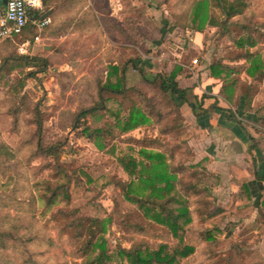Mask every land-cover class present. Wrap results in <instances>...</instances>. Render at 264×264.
Returning <instances> with one entry per match:
<instances>
[{
	"label": "rangeland",
	"instance_id": "obj_1",
	"mask_svg": "<svg viewBox=\"0 0 264 264\" xmlns=\"http://www.w3.org/2000/svg\"><path fill=\"white\" fill-rule=\"evenodd\" d=\"M201 1L146 0L144 4L157 5L156 14L142 12V2L138 0L135 13L130 15L131 23L136 25L130 53L121 49V43L128 40L127 33L117 30L118 35L113 29H106L111 34H107L104 43L90 31L87 38L76 41L73 47L55 44L51 53L39 51L41 45L35 46L36 52L32 51V44L22 46L24 40L31 39L32 33L28 32L0 41V65L8 55L32 53L47 60L43 74L39 73L41 84L33 78L24 80L27 70H39L38 66L11 70L1 67L0 231L5 234L0 241V264H88L96 261L101 245L107 255L105 264H128L118 254L122 247L137 241H144L150 249H157L162 243L170 247L177 243V239L167 235L165 227H150L141 211L122 197L115 183L117 179H127L118 159H127L141 144L138 141L144 139H163L165 150L174 154L170 162L173 168L184 165L189 169L193 165L191 149L181 138L183 128L177 107H169L173 100L162 96L148 80L160 73L167 75L174 67H180L185 76L198 73L205 50L210 54V63L242 67L245 65L242 55L249 51L258 53L264 64V0H206L201 11L208 18L196 41L197 48L188 42V37L194 39L196 35L197 22L193 21L192 13L195 4ZM241 1L246 5L242 14L224 25L212 26V21L225 20L224 6L232 3L236 7ZM31 17L28 25L32 23ZM244 31L250 34L249 40L245 39ZM193 59L197 60L195 64ZM116 61L123 62L126 90L122 94L99 91L108 66ZM234 72L227 80L233 81L229 95L234 103L228 111L236 121L246 119L254 139L264 141V122L256 111L252 112L264 105V75L250 83L243 71ZM130 87L133 90H127ZM196 93L203 94L200 90ZM240 95L249 97L250 103L256 97L255 108L247 105L245 112L237 109ZM187 96L193 100L190 92ZM97 106L101 107L97 112L77 116L82 109ZM133 106L143 114L151 112L153 118L148 117L141 126L123 132L113 113L119 112L122 120ZM160 112L164 115L161 122ZM39 123L43 143L62 141L58 160L37 151ZM171 126L175 130L168 135L160 134V130ZM181 179L187 183L192 175L184 172ZM46 183L66 184L68 200L60 196L49 206L44 197L48 194ZM180 186L186 189L191 214L183 239L195 248L181 264H236L232 260L235 254L240 264H245L238 254L240 221L229 220L236 213L216 206L211 187L206 190L184 183ZM218 209L225 212L221 214ZM129 222L145 225V233L134 232ZM208 228L219 230L214 240L203 239L202 231ZM226 234L224 242L222 236ZM89 239L95 245L85 248Z\"/></svg>",
	"mask_w": 264,
	"mask_h": 264
},
{
	"label": "trees",
	"instance_id": "obj_2",
	"mask_svg": "<svg viewBox=\"0 0 264 264\" xmlns=\"http://www.w3.org/2000/svg\"><path fill=\"white\" fill-rule=\"evenodd\" d=\"M206 4V0H202L198 3V5L195 4L194 11L192 13L193 21L195 20V22H197V25H195L197 33L203 31V25L208 18V16L201 11V6H205ZM245 6V3L242 1L241 4L236 7L232 3L224 6L225 20L221 21V23L212 21V26L224 25L223 23L229 21L232 17L242 14ZM31 24L28 25L27 22L22 34H25L26 32L30 34L32 33L30 37L34 38L36 28L35 25L32 24L33 26H31ZM242 28L247 29L245 26H242ZM244 33L245 39L249 40L250 34L247 31H244ZM242 58L245 59V65L242 67L234 68L231 67L232 65H228L223 62L211 63L209 65L210 76L222 82L221 90L224 93H229V87L233 81L227 80L231 79L230 76L235 73L234 71H243L245 78L249 79L250 83L252 80L259 79L264 75V64L262 59L259 58L258 53H250L248 51L242 55ZM117 61L110 63L108 66L105 83L102 86L100 85L99 91L107 90L113 93L122 94L126 90L124 88L123 81V62L120 61V63H117ZM46 64L47 60L36 54L33 55L32 53L29 55L19 56L8 55L3 58L0 65V74H2L1 67H7L11 70L13 67H16L17 69H27L38 66L40 67L39 70H27L24 80L33 78L41 84L42 79L39 77V73L43 74ZM183 73L184 72L180 67H174L170 69L167 75H163L161 73L154 75L150 80H148V82L156 85L162 96H167L171 100H173V97L176 96L182 103H187L196 116L207 113L210 109L206 108L204 103L205 99L210 98V96L204 93L201 95L194 94L192 96L193 100L189 99L187 96V89L180 88L175 81L176 76ZM157 79L159 80L158 82ZM144 80H147V77H145ZM133 88L134 87H130L127 90H133ZM136 91L140 96H143L142 92L137 89ZM229 99L232 100L231 95H229ZM99 106H102V104ZM99 106L95 108L89 107L87 109H82L77 116L81 118L85 117L89 113H95L101 108ZM168 106L173 108L176 107L173 101L172 104ZM212 109L220 108L213 104ZM263 112L264 105L258 110L259 120L264 122ZM113 114L123 132L141 126L146 122V120H148V117L153 118V114H151V112L143 114L140 109H137L134 106L129 109V114L122 120L119 117V112H115ZM155 115H157V113ZM228 117L235 119L234 115L230 113H228ZM163 118L164 115L160 112V122ZM237 122L248 137L253 140L254 137L247 128L248 122L246 121V123H244L240 120ZM40 128L41 125L39 123V137L36 143L37 151L42 155L58 160L63 146L62 141L58 140L48 144L43 143L40 137ZM171 130H175V126L160 130V134L168 135ZM95 132L98 131L96 130ZM91 135L92 134L89 133V136ZM138 142L141 144L136 147L132 155H129L127 159L123 157L118 159L119 166L126 174L127 179H117L115 183L120 187L119 189L122 197L126 201L134 204L136 208L141 211L150 227H165L167 235L177 239V243L171 247L162 243L157 249H150L144 241H137L132 243L129 247L120 248L118 254L122 258H126L128 264H181L183 260L187 259L194 253L195 248L193 245L185 243L183 239L184 231H187V225L191 223V214L189 207L187 206L188 199L185 193L186 189L180 185H183L184 183V185H189L190 188L210 190V187H213V183L217 182V177L208 172L206 168L202 166V163L193 164L192 167H189V169L184 165L173 168L170 162H173L174 154L171 152L169 155L167 152L168 150H165L167 147L163 139H156L154 137L153 139H144L143 141ZM256 144L258 143L253 140L251 145L248 147V151L250 153L255 148ZM184 172H190L192 175V179H190L187 183L183 182L181 179V174ZM67 187L68 186L64 183H56L55 185L46 183L45 190L48 194L44 195V197L47 204L49 206L52 205L60 196H62L63 199L68 200L69 196L67 193ZM237 196L239 198H243L244 200H249L251 198L247 185H239ZM258 210L259 214L264 217V202ZM128 224L134 232L145 233L146 231L145 225L140 223L129 222ZM216 231L219 230L210 228L205 229L202 231L203 239L214 240ZM261 231L264 232V221L261 224ZM4 234V231H0V241L4 238ZM226 236L227 234L225 237ZM94 245V242L92 243V240L89 239L86 242L85 248H90V246L92 247ZM97 256L98 257L95 262L91 261L88 264H105L107 255L102 245ZM232 260H234L236 264H240L236 254Z\"/></svg>",
	"mask_w": 264,
	"mask_h": 264
},
{
	"label": "crops",
	"instance_id": "obj_3",
	"mask_svg": "<svg viewBox=\"0 0 264 264\" xmlns=\"http://www.w3.org/2000/svg\"><path fill=\"white\" fill-rule=\"evenodd\" d=\"M139 2H142L143 8L140 5L142 12L143 10L156 14L159 12L156 4H144L146 0ZM139 2L138 0H43L42 12L31 17L36 28L35 36H39V40L34 43L33 38H27L23 43L29 41L33 47L41 45L39 51L51 53L55 44L65 48L73 47L76 41L79 43L87 38L90 31L96 33L104 43L107 34H111L107 30L113 29L118 35L120 34L117 30L127 33L125 36L128 40L121 43L124 47L121 49L130 53L136 34L134 29L136 25L135 22L131 23L130 15L135 13ZM4 6L5 4L0 0V12L3 11ZM126 15L127 21H124ZM42 20L48 22L39 25ZM144 24L147 26L146 23ZM195 34L194 39L188 37V42H192L191 45L198 48L196 41L201 34L197 32ZM205 51L207 52H204L197 67L198 73L191 76H185V73L179 74L175 78L178 86L187 89L192 96L197 94L198 90L210 96L204 103V106L210 110L200 116H196L187 103H182L176 96L173 97V103L182 121L181 138L191 149L190 162L202 163L208 172L217 177V182L213 183L211 188L216 206L235 212L236 216H231L229 220L240 221L239 258L245 264H264V232L261 231L264 217L258 212L264 202V141L258 139V142L253 139L258 144L251 153L248 151L253 140L235 119L228 117V110L234 104L233 99L230 100L229 93L221 90V81L210 76L211 57L208 50ZM174 54L178 55L176 52ZM257 93L260 92H256L255 95H258ZM255 98L250 103L249 97L240 95L236 108L244 112L247 111L245 109L247 105L255 108ZM213 104L220 109H212ZM259 109L261 106L256 110L253 109L252 112L256 111L255 114H258ZM240 120L246 121L244 118ZM243 184L248 187L251 196L249 200L237 196L239 185ZM218 211L221 213V210ZM222 239L224 242L227 241L224 235Z\"/></svg>",
	"mask_w": 264,
	"mask_h": 264
},
{
	"label": "built area",
	"instance_id": "obj_4",
	"mask_svg": "<svg viewBox=\"0 0 264 264\" xmlns=\"http://www.w3.org/2000/svg\"><path fill=\"white\" fill-rule=\"evenodd\" d=\"M43 9V0H6L3 15L0 17V41L12 39L22 35L30 16L41 13ZM48 20H42L39 25L47 23ZM39 40V36H34L33 42ZM29 41L22 44L28 46ZM193 59V64L196 63Z\"/></svg>",
	"mask_w": 264,
	"mask_h": 264
},
{
	"label": "water",
	"instance_id": "obj_5",
	"mask_svg": "<svg viewBox=\"0 0 264 264\" xmlns=\"http://www.w3.org/2000/svg\"><path fill=\"white\" fill-rule=\"evenodd\" d=\"M2 3L5 4V3H6V0H2ZM37 48H38V47H33V50H32V51H33V52H36ZM39 50H40V49H39Z\"/></svg>",
	"mask_w": 264,
	"mask_h": 264
}]
</instances>
